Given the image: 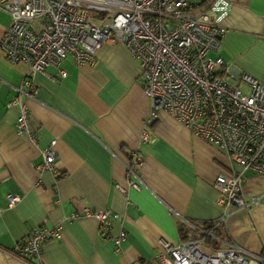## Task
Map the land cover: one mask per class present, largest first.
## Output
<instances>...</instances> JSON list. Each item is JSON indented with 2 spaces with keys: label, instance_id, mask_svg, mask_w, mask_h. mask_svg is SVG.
I'll use <instances>...</instances> for the list:
<instances>
[{
  "label": "crops",
  "instance_id": "obj_1",
  "mask_svg": "<svg viewBox=\"0 0 264 264\" xmlns=\"http://www.w3.org/2000/svg\"><path fill=\"white\" fill-rule=\"evenodd\" d=\"M194 9L199 18L200 7ZM8 24L0 10V36ZM222 27L219 46L210 52L224 62L222 77L240 85L246 73L264 83V0H232ZM58 68L64 77L54 76L53 65L35 73V92L27 97L21 83L26 65L9 63L0 49V264H161L158 239L174 243L192 231L179 217L201 229L217 218L212 183L225 157L161 111L146 125L147 141H138L148 101L139 63L122 44L103 43L91 65L66 57ZM15 88L23 92L19 98L35 143L15 131L18 110L7 105ZM51 141L53 170L37 172L40 151ZM138 149L135 179L122 161ZM239 191L256 203L232 211L219 236L264 257V175L246 171ZM7 193L20 197L11 208ZM84 207L117 213L106 235L93 217L68 218ZM36 225H59L60 237L42 242L39 262L17 257L14 245ZM119 230L125 238L115 253L112 237Z\"/></svg>",
  "mask_w": 264,
  "mask_h": 264
},
{
  "label": "built area",
  "instance_id": "obj_2",
  "mask_svg": "<svg viewBox=\"0 0 264 264\" xmlns=\"http://www.w3.org/2000/svg\"><path fill=\"white\" fill-rule=\"evenodd\" d=\"M231 3L206 0L196 6L189 0H0V10L9 16V24L0 36V49L9 63L26 65L21 83L28 87L24 92L27 97L35 92L31 77L46 66H55L54 76L64 77L65 71L58 68L63 58L69 57L77 66L91 65L103 43L118 42L138 61L141 88L148 101L138 141H147L146 125L161 111L225 157V168L212 183L219 208L217 218L201 229L179 217L192 231L174 243L158 239L156 258L161 264H264L260 254L216 233L232 211L256 203L255 198L246 199L240 194L244 173L264 175V83L246 73L239 76L241 87L227 82L222 77L223 60L209 55L219 46L222 22ZM197 7L199 18L191 14ZM15 90L7 102L18 110L15 131L35 143L27 127L26 106L19 98L23 92ZM52 143L40 151L42 160L34 165L37 172L53 170ZM140 153V149L133 151L122 161L126 173L135 179ZM129 184L138 188L133 181ZM19 200L17 194L5 195L7 208ZM79 216L93 217L102 235L109 232L118 217L109 209L84 207L68 218ZM59 237V225H36L14 245L13 253L39 262L42 242ZM124 238L123 230L112 237L115 253L121 251Z\"/></svg>",
  "mask_w": 264,
  "mask_h": 264
},
{
  "label": "rangeland",
  "instance_id": "obj_3",
  "mask_svg": "<svg viewBox=\"0 0 264 264\" xmlns=\"http://www.w3.org/2000/svg\"><path fill=\"white\" fill-rule=\"evenodd\" d=\"M189 1H190L191 3L200 4V2H201L202 0H189ZM210 55L214 56L215 54H214V53H210ZM226 80H227L228 82H230V83H232V82H236V81H234L232 78H229V77H227ZM239 86L241 87L242 85L240 84Z\"/></svg>",
  "mask_w": 264,
  "mask_h": 264
},
{
  "label": "trees",
  "instance_id": "obj_4",
  "mask_svg": "<svg viewBox=\"0 0 264 264\" xmlns=\"http://www.w3.org/2000/svg\"><path fill=\"white\" fill-rule=\"evenodd\" d=\"M205 1H206V0H202V1L200 2V4H198V5L203 4ZM216 233L219 235V228L217 229Z\"/></svg>",
  "mask_w": 264,
  "mask_h": 264
}]
</instances>
